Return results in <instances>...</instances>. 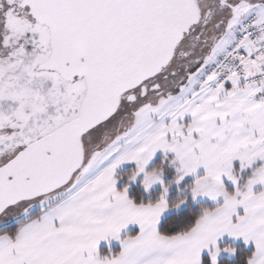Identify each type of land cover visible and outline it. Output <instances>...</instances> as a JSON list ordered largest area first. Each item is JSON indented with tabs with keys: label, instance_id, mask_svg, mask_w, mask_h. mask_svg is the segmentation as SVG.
<instances>
[{
	"label": "snow or ice",
	"instance_id": "snow-or-ice-1",
	"mask_svg": "<svg viewBox=\"0 0 264 264\" xmlns=\"http://www.w3.org/2000/svg\"><path fill=\"white\" fill-rule=\"evenodd\" d=\"M0 264H264V0H0Z\"/></svg>",
	"mask_w": 264,
	"mask_h": 264
}]
</instances>
